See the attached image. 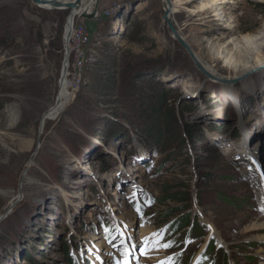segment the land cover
I'll use <instances>...</instances> for the list:
<instances>
[{
	"label": "rangeland",
	"instance_id": "rangeland-1",
	"mask_svg": "<svg viewBox=\"0 0 264 264\" xmlns=\"http://www.w3.org/2000/svg\"><path fill=\"white\" fill-rule=\"evenodd\" d=\"M174 1L205 68L247 75L230 84L238 100L172 36L162 0H124L111 17L100 0V18L80 16L92 34L82 83L67 68L68 97L45 119L61 92L70 10L0 0V264H68L66 246L77 264H108L105 254L117 264L113 245L129 235L137 254L145 237L154 245L139 264H198L211 239L202 264H264V229L248 228L264 222V177L244 160L264 151V2H229L218 20L209 0ZM248 32L263 36L239 55L231 39ZM161 91L178 116L170 138L143 113ZM188 215L195 229L176 233Z\"/></svg>",
	"mask_w": 264,
	"mask_h": 264
},
{
	"label": "bare ground",
	"instance_id": "bare-ground-1",
	"mask_svg": "<svg viewBox=\"0 0 264 264\" xmlns=\"http://www.w3.org/2000/svg\"><path fill=\"white\" fill-rule=\"evenodd\" d=\"M179 2H180V4L181 5H183V4H185V3H188V1L187 2H185L184 3V0H178ZM233 1H235V0H209L208 2H206L204 5H203V7L204 8H208V9H210V12H211V15L215 18V19H222V17H223V19H224V11H225V7H226V5L229 3V2H233ZM257 1H263L264 2V0H257ZM162 2H164V0H162ZM96 3H97V0H88L87 1V4H86V6H87V8H91V7H94L95 5H96ZM41 6H43V7H45V8H52L51 7V5H41ZM81 8H84V7H81ZM69 10V9H68ZM175 12V1L174 0H171V17L173 18V13ZM70 15V14H69ZM226 17V16H225ZM173 20H174V18H173ZM231 20V19H230ZM74 22H75V20H73L72 19V16L70 15V16H68V18H67V23H66V30L67 31H70L71 29H72V27H73V24H74ZM175 22V21H174ZM232 23V22H231ZM228 26V25H227ZM264 28V27H263ZM264 31V30H263ZM182 36H183V34L181 33V32H179ZM262 34H255V35H253V34H250L249 32L248 33H245V34H243V35H241L240 37H236V38H232L231 39V41H232V43L234 44L233 46H235V47H233V49H235V52H238L239 53V55H242L243 54V51H245L248 47H251L252 46V43H254V42H256L258 39H261L262 38ZM183 38H185L184 36H183ZM258 42V41H257ZM229 53V52H228ZM198 58H199V60L201 61V62H203L202 61V59L199 57V56H197ZM205 65H206V67L208 68V69H210L209 67H208V65L205 63V62H203ZM67 67H68V62L67 61H65V64H64V69H63V71H64V75H63V77H62V79H61V92L59 93L60 95H59V97H58V102L55 104V106L50 110V112L45 116V119L46 118H54L55 116H56V114L58 113V112H60L61 110H62V108H63V101L65 100V98L66 97H68V73H66V71H67ZM260 70H257V71H255L253 74H251V76H252V78L249 80V81H251V82H249V83H251V85L253 84V83H259V81H258V79H256V77H257V74H256V72H259ZM263 71V70H262ZM261 71V72H262ZM216 76V75H215ZM222 77H224V78H230V79H234V78H237V77H239V76H231V77H226V76H222ZM213 79H216L215 80V82L216 83H219V84H221L220 83V81H219V78H216V77H214ZM217 79H218V81H217ZM244 81H242V83H243ZM236 84V83H235ZM235 84H232V85H230V84H228V85H225L224 83L222 84V86L224 85V87H225V89L227 90V92L229 93V95H230V97H231V99H233L234 101H236V100H238V93H237V91H236V89H235ZM250 85V86H251ZM259 146H257V148H258ZM26 148H31V144H30V146L28 145ZM260 150V151H259ZM259 150H258V152L255 154V156L252 154H250V153H248V155H246L245 153H244V151L243 150H241V152H243L244 153V155H245V158H244V160H250V161H252V163H253V159L255 158V160H256V164H255V166H253V167H249V168H251V174H254L253 175V177L254 178H257V177H259V178H263L264 176H261V172L262 171H264L263 170V168L262 167H260V165H259V163L261 162V160L263 159V157H264V151H262L261 150V147L259 148ZM248 158V159H247ZM256 168V169H255ZM248 228H251V229H256V228H259V229H264V222H262L261 224H251ZM264 237V236H263ZM96 238V237H95ZM262 239H264V238H262ZM104 258H106V259H108L106 262L108 263V264H113L112 262H110L109 260H110V256H107L106 254L103 256Z\"/></svg>",
	"mask_w": 264,
	"mask_h": 264
},
{
	"label": "trees",
	"instance_id": "trees-1",
	"mask_svg": "<svg viewBox=\"0 0 264 264\" xmlns=\"http://www.w3.org/2000/svg\"><path fill=\"white\" fill-rule=\"evenodd\" d=\"M92 64H99L98 61H94L91 63ZM101 65V63H100ZM87 76L90 77L89 79V84L91 85H95L98 77H99V70H95V68H91L88 71ZM143 113L148 116V117H153L155 116V118H158V120L160 121L159 124H157V127L160 130H163L164 134L163 137L164 138H170L171 134L176 132L177 130H179V127H177V120H178V116L177 113L175 112V110L173 109V105L171 104V101L169 100V97L166 95L165 91H161V92H157L155 94L152 95V97L150 98V100L148 101V105L147 108L145 110H143ZM187 131H189V133H192V127L188 125L187 127ZM183 141L185 142V139L182 137ZM166 198L171 199L172 201H177V202H184L187 201L188 198L185 197V194H183L182 192H170ZM190 206L185 207L184 209L187 210ZM196 224L193 222L191 216H185L181 222L178 223V225L176 226V233L191 227L195 229ZM212 239L209 241L206 251L210 248L209 245L211 243ZM65 251H66V255L68 258V264H77V262H75V260L72 258V256L69 253V246L65 247ZM206 251L201 254V257L198 260V264H202L204 261L206 263V261H208V257H206ZM220 261V260H219ZM214 264V262H212ZM220 264H229L228 260H227V256L224 258L223 261H221Z\"/></svg>",
	"mask_w": 264,
	"mask_h": 264
},
{
	"label": "water",
	"instance_id": "water-1",
	"mask_svg": "<svg viewBox=\"0 0 264 264\" xmlns=\"http://www.w3.org/2000/svg\"><path fill=\"white\" fill-rule=\"evenodd\" d=\"M33 1L34 3L38 5H51L52 8L69 9L70 10L69 14L72 16L73 20L75 18L76 12L79 11L81 7H84L81 12V15L83 18H86V19L96 18L100 10V0H97L96 5L93 7V10L91 12L89 11V8H87L86 6L88 0H74V1H71V0H33ZM123 2L124 0H110L109 2H107V12H106L107 17H111L112 15H114V13L119 10ZM163 3H164V14H163L164 22L169 27L172 33V36L181 44L183 48H185V50L189 53L192 60L194 61L195 65L203 73H205L212 79L214 77L219 78V81L223 82L224 84L235 83L247 77V75H241L237 78L230 80V79L215 76V74L209 72V70H207L205 66L203 65V63L199 60V58L197 57L196 53L191 48L189 43L179 33V30L177 29V26L173 18L171 17V0H164ZM63 75H64V71H63Z\"/></svg>",
	"mask_w": 264,
	"mask_h": 264
},
{
	"label": "built area",
	"instance_id": "built-area-1",
	"mask_svg": "<svg viewBox=\"0 0 264 264\" xmlns=\"http://www.w3.org/2000/svg\"><path fill=\"white\" fill-rule=\"evenodd\" d=\"M74 1V0H71ZM110 0H107L109 2ZM107 7V5H105ZM103 9L102 14L107 12V8ZM54 10L59 11H68V9L63 8H52ZM83 8L76 12L75 22L70 31L66 30L65 38H64V47H65V55L66 61L68 62V70L70 67L73 68V72L77 74L76 77L72 79L74 83H82V75L85 71L86 67L91 61V44H92V34L89 28L85 25L84 22L80 20L81 12ZM93 7L89 8V11H92ZM77 17V20H76ZM97 19L100 18V12L98 13ZM71 58H72V66H71ZM68 73V72H67ZM69 77V73L68 76ZM80 86V85H79ZM70 84L68 83V91ZM76 90V88H72V91Z\"/></svg>",
	"mask_w": 264,
	"mask_h": 264
},
{
	"label": "snow or ice",
	"instance_id": "snow-or-ice-1",
	"mask_svg": "<svg viewBox=\"0 0 264 264\" xmlns=\"http://www.w3.org/2000/svg\"><path fill=\"white\" fill-rule=\"evenodd\" d=\"M261 176H264V171L261 172ZM139 211V209H138ZM123 236V233L121 234ZM154 236L157 234H153ZM114 239V238H113ZM109 243H112V240H109ZM122 255L125 257L123 260H118L117 264H131L132 258H135L136 264H139V257L147 255L151 250V247L154 245L150 244V240L148 237L144 238L143 243L140 244L139 254L136 253L138 242H132V237L129 235L127 237L122 238L120 245H113L114 247H121ZM162 247H171V244H163ZM170 259V258H169ZM163 264V262H160Z\"/></svg>",
	"mask_w": 264,
	"mask_h": 264
}]
</instances>
